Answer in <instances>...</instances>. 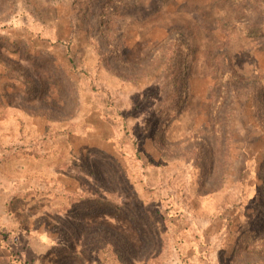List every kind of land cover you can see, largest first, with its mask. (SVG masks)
Returning a JSON list of instances; mask_svg holds the SVG:
<instances>
[{"label":"rangeland","instance_id":"rangeland-1","mask_svg":"<svg viewBox=\"0 0 264 264\" xmlns=\"http://www.w3.org/2000/svg\"><path fill=\"white\" fill-rule=\"evenodd\" d=\"M243 19L264 0H0V264H264Z\"/></svg>","mask_w":264,"mask_h":264},{"label":"trees","instance_id":"trees-1","mask_svg":"<svg viewBox=\"0 0 264 264\" xmlns=\"http://www.w3.org/2000/svg\"><path fill=\"white\" fill-rule=\"evenodd\" d=\"M241 9L247 12H255L256 11V7H254V5H249L247 3L242 4ZM240 26V30L244 31L248 34L251 33H259L262 36H264V22L263 23H259L255 20H244L243 21H239L238 23H236ZM230 24L227 23H221L220 24V28L223 30V32H225L227 34L228 37H230ZM178 37L175 39L176 40V44L178 46L181 47V45H188V43H186L185 41V37L181 34V35H177ZM181 42V43H179ZM177 50H175L174 48L172 49V53H176ZM218 73V72H217ZM220 79L221 81H219L220 83H218V86L220 88L221 91V98H225L227 95H229L230 93H232L233 95H236L239 97V89L235 88L231 85V80L233 77L236 76L235 73H231V72H225V70H220ZM264 85V76L261 78V81ZM255 95L256 98L255 99V109L257 111V114L259 116V119L261 120V122L263 123L264 126V87H263V91L260 92L259 89L255 91ZM219 133L221 135H224V131L223 129L219 130Z\"/></svg>","mask_w":264,"mask_h":264}]
</instances>
